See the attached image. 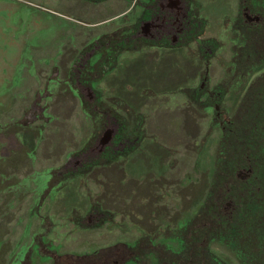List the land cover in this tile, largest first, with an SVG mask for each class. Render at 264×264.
Instances as JSON below:
<instances>
[{"label":"rangeland","instance_id":"rangeland-1","mask_svg":"<svg viewBox=\"0 0 264 264\" xmlns=\"http://www.w3.org/2000/svg\"><path fill=\"white\" fill-rule=\"evenodd\" d=\"M108 2L0 0V264H48L47 251L92 253L129 244L140 231L159 230L165 236V264L173 259L170 252L178 253L174 249L180 251L174 258H181L180 264H208L206 249L222 264H243L234 248L238 238L230 235L249 219L239 203L243 188L254 173L264 177V102L257 114L249 109L253 100H240L231 112L227 97L214 110L203 107L212 103L210 96H183L181 85L186 80L191 85L194 68L206 69L199 54L193 67V44L159 61L155 52L124 58L117 75L105 81L117 86L114 98L105 97L116 103V114L129 125L142 121L145 135L131 160L102 164L82 178L77 173L60 179L55 170L52 178L51 165H62L98 131L94 109L85 101L83 111L78 97L62 90L73 59L106 30L132 23L141 9L117 15L124 2ZM201 2L211 18L207 34L217 38L222 32L217 19L235 10L236 0ZM226 37L217 38L222 47L210 55L208 72L214 79L241 72L239 64L225 68L232 61ZM249 68L246 60L244 69ZM252 185L254 191L264 190V182ZM258 198L251 199L253 206L264 207V192ZM97 199L114 222L79 233L76 223L86 224L89 202ZM222 218L229 220L222 224ZM126 219L134 225L123 223ZM66 233L75 240L65 244ZM215 234L226 237L211 241ZM118 248L126 249L124 244Z\"/></svg>","mask_w":264,"mask_h":264},{"label":"flooded vegetation","instance_id":"flooded-vegetation-1","mask_svg":"<svg viewBox=\"0 0 264 264\" xmlns=\"http://www.w3.org/2000/svg\"><path fill=\"white\" fill-rule=\"evenodd\" d=\"M94 1H104L107 6L110 0ZM262 1L236 0V9L232 10V13H223L221 18L217 19L219 21L217 29L222 30L218 37L227 36L228 50H230L232 59L227 62L228 65L225 68L233 67L235 70L239 64L241 72L230 75L223 73V76L214 79L208 72V63L212 60L211 53L217 54L222 45L218 37L217 39L215 36L207 34L208 29L212 26L211 18L201 0H122L124 3L117 15L139 5L141 9L135 15V20L130 24H117L106 30V33L99 36L95 42L90 45H82L83 47H80L82 49L72 61L69 77L65 79L68 83L62 89L72 96L78 97L83 111L87 112V106L89 109H94L95 115L92 117V121L98 124V131L94 132L89 141L84 144L85 146L83 145L84 148L73 150L68 156L66 155V161L62 165L56 168H53L55 165H51L52 178L55 170L61 175L60 179L77 173H81L80 177L82 178L88 170L100 167L102 164L107 163L108 165L109 162L117 161L119 158L131 160L134 151L139 149L138 145L141 144L143 135H145L143 128L139 129L142 121L137 120L134 125H129L125 120H122L115 112L116 103L111 99L105 100V97L114 98L116 96L114 89L117 86L115 83V88L109 83L104 85L106 80L117 75L118 66H122L123 59L133 55L137 56L140 53L146 55L155 52L159 57L156 60L159 61L163 55L168 56L173 50L191 49L190 44H193L195 45L193 67L197 65L196 58L199 54L200 59L205 61L206 69L204 72H199L194 68L193 74L189 78L192 81L191 85L187 86V80L184 81L185 84L182 83L184 85H181L183 96L191 99L192 92L206 98L210 96L212 103L207 102L203 107L214 110L221 105L220 103H223V98L227 97L228 100H231L229 105L231 112L240 100L247 103H251L253 100L254 104L250 105L249 109L260 114L264 102V7ZM125 30L128 31L126 34L123 33ZM137 49H141L140 52H134ZM246 60L250 62L248 70L244 69ZM233 61L235 66L230 64ZM113 65H116L115 69L112 67ZM181 80H178L177 83L181 84ZM147 87L143 90L146 93L152 92ZM85 101L88 103L87 106ZM106 102H110L112 106H105ZM41 113L43 114V111ZM100 203L98 199L89 202L90 206L88 210L86 208L87 211L83 217L86 224L82 225V221L76 223L80 227L79 233L96 228L101 230L103 229L102 225L114 222V219L111 218L112 212L103 210ZM75 212L72 211V213ZM124 222L127 225H134L132 219H126ZM143 234L140 231L135 237H131L129 244L122 241L102 250L93 249L92 253L71 250L78 248H68V252L57 255L53 251H47V255L51 256L50 262L47 263L165 264L164 233L159 230L153 235ZM65 235H67L65 244L75 240L73 233ZM121 244H124L126 249L118 248ZM193 244L195 245V243ZM142 247H145V251L140 256ZM61 248L65 249V247ZM171 251L180 252L176 249ZM190 252L193 253L192 248L189 249V255L193 256ZM178 253L170 252V256H173V259L169 261L170 264L181 263V258L179 261L174 259ZM208 253L209 250L206 249L204 256Z\"/></svg>","mask_w":264,"mask_h":264},{"label":"trees","instance_id":"trees-1","mask_svg":"<svg viewBox=\"0 0 264 264\" xmlns=\"http://www.w3.org/2000/svg\"><path fill=\"white\" fill-rule=\"evenodd\" d=\"M262 175H263L262 172H260L259 174L254 173V177H252L250 183L247 182L249 185L243 188L244 192L243 194L241 193L240 196L239 203L242 202L243 205L241 206L242 207L241 210L243 213L249 216L248 221L245 223L243 227L237 230H233L232 228H230L229 231L233 230V235H230L231 231L227 232L231 237H233V239L238 238L236 239V244L238 248L234 246L233 247L235 248V250H237L239 260L242 261L243 264H264V237L262 236L264 227H261L262 224L264 225V215H261V210H264V207L263 204H259V203L253 206V202H251V199L254 197H257L256 200L259 199L258 197H262V194L264 192L263 189L254 191V189L252 188L253 183L257 184V182H261V183L264 182V177ZM247 197H249V200L245 199ZM227 220L229 219L222 218L220 222L222 221L225 223L228 222ZM221 226L222 225L220 224V227ZM224 237H226L225 234L223 235V237L219 236V234L210 236L211 241H213L214 239L216 240L217 238L221 239ZM241 239L246 240L245 241L246 245L243 247L239 245V241ZM206 256L208 259V264H222V261H220L218 258H212L211 256H208V254Z\"/></svg>","mask_w":264,"mask_h":264}]
</instances>
